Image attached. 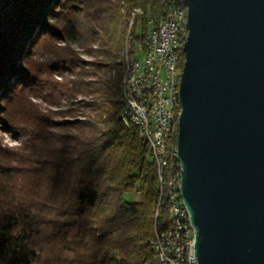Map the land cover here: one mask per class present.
<instances>
[{"label": "trees", "instance_id": "trees-1", "mask_svg": "<svg viewBox=\"0 0 264 264\" xmlns=\"http://www.w3.org/2000/svg\"><path fill=\"white\" fill-rule=\"evenodd\" d=\"M120 1L129 10H143L134 17L131 43L146 41L150 14L159 20L183 5L182 0H0V125L37 129L40 116L26 103L18 107L21 117L7 105L35 95L42 74L52 70L71 76L65 92L75 105L74 120L60 125L69 135L52 143L49 183L42 192L35 184L21 191L18 169L0 149V264H142L155 228L168 224L149 146L119 99L118 74H100L114 67L105 23H126ZM87 36L104 45L99 51L104 63H85L74 48L89 41ZM183 61L181 51L180 67ZM91 74L99 76L87 80ZM39 153L34 152L37 162ZM133 193L137 201L125 199Z\"/></svg>", "mask_w": 264, "mask_h": 264}, {"label": "water", "instance_id": "water-1", "mask_svg": "<svg viewBox=\"0 0 264 264\" xmlns=\"http://www.w3.org/2000/svg\"><path fill=\"white\" fill-rule=\"evenodd\" d=\"M179 191L196 264H264V0H182Z\"/></svg>", "mask_w": 264, "mask_h": 264}, {"label": "rangeland", "instance_id": "rangeland-1", "mask_svg": "<svg viewBox=\"0 0 264 264\" xmlns=\"http://www.w3.org/2000/svg\"><path fill=\"white\" fill-rule=\"evenodd\" d=\"M120 3V19L122 23H126L119 24L116 19L111 20L109 23H105L107 24V36L111 40L112 54L114 55L110 62L113 63L114 67L106 71L105 68H102L100 74L103 77H113L116 74H118L119 77L120 67L117 63L119 52L124 47L123 45L125 44L127 34L129 33L130 35L133 30H131L132 27H129L130 5L124 1H120ZM135 30L138 33L141 31L139 21L136 22ZM87 37L89 38V36ZM102 47H104V45H100L98 40L93 42L91 39L89 41L88 39H84L81 40L80 43L74 44V48L80 53L85 63H104L106 60H104L103 56L99 53ZM85 67L89 72L93 71L90 66ZM98 76V74H91V76L87 75L86 79L95 80ZM70 78L71 76L67 73L62 75L55 72V70H52L50 73L45 72L42 74L41 80L38 83L39 91L33 92L35 95H31V93L24 94L22 100H16L7 105V110L9 109L10 113L15 112L13 116L18 117L19 115L21 117V114L23 116L25 115L18 107L26 103L33 109L34 115L40 116L41 119L40 125L37 126L36 130L25 127L24 125H18L12 129L0 125V149L8 151V162H11V165L17 167V177L20 178V183L23 186L21 187V191H31L32 186L35 184L38 188L40 187L39 189H41L42 192L49 183V176L46 177L45 173L47 171L49 175V171L51 170L50 167L53 160H51L50 156H52V154L49 152L52 151L50 150L52 149V143L55 140L61 139L64 135H67V133L69 135L67 126L60 125L64 121L71 122L75 118V116H70L75 113L73 111L75 105L67 98L65 92V85ZM56 125H58L59 128H56ZM63 144H65V142L59 143L58 151ZM36 150L40 151L38 154V162L37 155L34 154ZM38 182L40 183L37 184ZM124 197L126 200L137 201L139 199V194H125Z\"/></svg>", "mask_w": 264, "mask_h": 264}, {"label": "built area", "instance_id": "built-area-1", "mask_svg": "<svg viewBox=\"0 0 264 264\" xmlns=\"http://www.w3.org/2000/svg\"><path fill=\"white\" fill-rule=\"evenodd\" d=\"M135 15L139 16V13H135ZM152 20H154V15L150 14L146 41L144 43L138 41L137 62H134L133 72H130L133 98H124L129 111L130 109L139 110L141 121H143L145 109H155L153 128H144L142 136L149 146L151 158L154 161V151L162 152L165 128H169L168 97L169 89L173 88L168 86L167 72L173 71L177 43H180L181 38L174 37V23L178 22L177 7L174 6L173 10L167 11V22L163 28L164 42L161 43L160 48L151 46ZM174 180L176 182L175 167ZM175 225V253H167V247L164 244L167 227L162 231L156 230L155 252H150V256L146 258L148 264H180L179 251L181 247L190 248L192 264H196L194 229L181 195H175Z\"/></svg>", "mask_w": 264, "mask_h": 264}, {"label": "bare ground", "instance_id": "bare-ground-1", "mask_svg": "<svg viewBox=\"0 0 264 264\" xmlns=\"http://www.w3.org/2000/svg\"><path fill=\"white\" fill-rule=\"evenodd\" d=\"M173 7L170 10H173ZM175 7L178 8V22L174 23V37L181 39L180 43H177V55H175V61H173V71L167 72L168 86L173 88L169 89L168 97L170 123L169 128H165L164 148H162V152L154 151L153 161L159 187V203L161 200H164L169 208V221L166 226L167 232H165L164 236V244L165 247H167V253H175L176 246L175 195H180V166L176 155L177 120L180 109L178 89L182 72V67H180V52L183 51V44L187 36L186 7L184 4L176 5ZM135 13L141 15L143 14V10L140 7L132 8L129 15V27H131L133 23L134 17L136 16ZM153 15V36H151V46L152 48H160L161 43L164 42L163 28L165 27V22H167V12L165 15L161 16L159 20L157 14ZM147 23L148 25L150 24V16L148 17ZM123 46L124 47L119 52L117 61L120 67L118 96L123 104L124 113L137 128L139 135L143 136L144 128H153L155 109H145L143 121H141L139 110L130 109L129 111L128 108H126L125 98H133L132 77L130 72H133L134 62H137L138 41L131 43L130 35L128 33ZM174 167L176 182L174 180ZM155 236L156 228L148 242L151 252H155ZM179 262L180 264H192L190 248L181 247V250L179 251ZM142 264H148L146 259Z\"/></svg>", "mask_w": 264, "mask_h": 264}]
</instances>
